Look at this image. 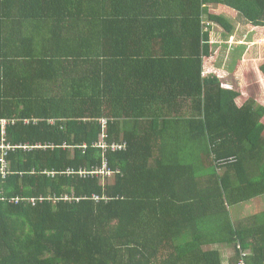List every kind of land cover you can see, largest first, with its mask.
Listing matches in <instances>:
<instances>
[{
	"label": "trees",
	"instance_id": "1",
	"mask_svg": "<svg viewBox=\"0 0 264 264\" xmlns=\"http://www.w3.org/2000/svg\"><path fill=\"white\" fill-rule=\"evenodd\" d=\"M226 13L264 33V0H0V264H264V208L231 212L264 197V63L209 72Z\"/></svg>",
	"mask_w": 264,
	"mask_h": 264
},
{
	"label": "rangeland",
	"instance_id": "2",
	"mask_svg": "<svg viewBox=\"0 0 264 264\" xmlns=\"http://www.w3.org/2000/svg\"><path fill=\"white\" fill-rule=\"evenodd\" d=\"M231 21L235 27L236 32L234 30L235 33L225 40L226 46L220 48V52L218 55L219 64L215 65V67L211 68V70L209 71L211 73L217 74L221 78L222 83L226 88L234 85L232 80V78L234 77L231 74V68L233 67L234 62H236L235 59L237 54L243 52L246 57L249 56L252 67L264 63V33H255L256 29L248 25L247 21L240 15L237 16L236 14L232 17ZM205 29L208 30L209 27L207 26ZM220 29L222 28H218L217 26L212 29L215 41H217L216 35L218 34V31H220V33L223 32ZM249 37L252 41L246 40V38L249 39ZM256 93L259 97L263 96L261 94V90ZM263 208L264 197H262L261 201L258 200L257 202L253 203L247 202L236 204L232 206L231 212L235 219H239L242 217H244L245 219L251 216L253 213L262 210ZM220 249L222 251V257L225 261V264H227L226 260L231 259V257L235 253V248L233 247V245L223 244L220 245Z\"/></svg>",
	"mask_w": 264,
	"mask_h": 264
},
{
	"label": "crops",
	"instance_id": "3",
	"mask_svg": "<svg viewBox=\"0 0 264 264\" xmlns=\"http://www.w3.org/2000/svg\"><path fill=\"white\" fill-rule=\"evenodd\" d=\"M226 15L230 18V20L232 19V17L234 16V15H232V14H230V13H226ZM237 16H238V14H237ZM206 30V29H205ZM222 31H224L223 29H221ZM235 30V29H234ZM235 32H236V30H235ZM235 32H233L230 36H232ZM214 34V33H213ZM229 36V37H230ZM228 37H224V38H222L221 40H219V42H222L223 44H224V46H226V43H225V40L227 39ZM246 40H249V41H252L251 40V38L249 37V39L248 38H246ZM238 51H239V49H238ZM236 60L238 59V58H241V57H245L246 58V60H247V62H249L248 64H252L251 63V61H250V57L249 56H245V54L242 52V53H240V54H237L236 55ZM213 67H215V66H213ZM212 67V68H213ZM232 80H233V83H235L236 84V82H234V78H232ZM232 87V86H231ZM220 245H223V244H219V249H220ZM221 250V249H220Z\"/></svg>",
	"mask_w": 264,
	"mask_h": 264
},
{
	"label": "built area",
	"instance_id": "4",
	"mask_svg": "<svg viewBox=\"0 0 264 264\" xmlns=\"http://www.w3.org/2000/svg\"><path fill=\"white\" fill-rule=\"evenodd\" d=\"M7 123H8V122H7V120H5V119L0 120V125H2L3 131L5 130ZM113 146H114V148L117 147V145H113ZM2 147H4V146H2ZM120 147H121V145H120ZM246 253H247V252L244 251V252H243V256H245ZM239 264H245V259H244V258L240 259Z\"/></svg>",
	"mask_w": 264,
	"mask_h": 264
}]
</instances>
